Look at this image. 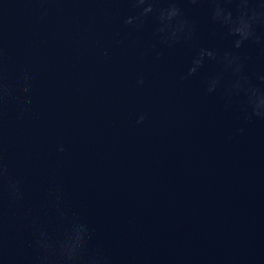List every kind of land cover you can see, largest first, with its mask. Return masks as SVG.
Returning <instances> with one entry per match:
<instances>
[{
  "label": "water",
  "instance_id": "obj_1",
  "mask_svg": "<svg viewBox=\"0 0 264 264\" xmlns=\"http://www.w3.org/2000/svg\"><path fill=\"white\" fill-rule=\"evenodd\" d=\"M0 264H264V0H0Z\"/></svg>",
  "mask_w": 264,
  "mask_h": 264
},
{
  "label": "clouds",
  "instance_id": "obj_2",
  "mask_svg": "<svg viewBox=\"0 0 264 264\" xmlns=\"http://www.w3.org/2000/svg\"><path fill=\"white\" fill-rule=\"evenodd\" d=\"M234 33L240 36L242 39L248 36V25L244 21L238 22V26L234 29Z\"/></svg>",
  "mask_w": 264,
  "mask_h": 264
}]
</instances>
